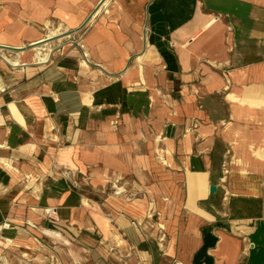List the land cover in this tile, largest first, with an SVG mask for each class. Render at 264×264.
<instances>
[{"label":"crops","instance_id":"0c3cea01","mask_svg":"<svg viewBox=\"0 0 264 264\" xmlns=\"http://www.w3.org/2000/svg\"><path fill=\"white\" fill-rule=\"evenodd\" d=\"M108 1L0 0V239L60 264L58 242L73 264H264V0Z\"/></svg>","mask_w":264,"mask_h":264},{"label":"rangeland","instance_id":"374dc122","mask_svg":"<svg viewBox=\"0 0 264 264\" xmlns=\"http://www.w3.org/2000/svg\"><path fill=\"white\" fill-rule=\"evenodd\" d=\"M41 46L43 47V49H41V52L43 53L42 55L44 56V54H47L48 52V47L44 45L36 44L35 48L41 47ZM47 61H48V58L44 62H47ZM106 193L108 197L110 198L112 205L114 204L122 205L123 199L127 196V193L125 190L123 189L121 190L117 187H112V186L106 189ZM32 236L36 237L37 240H42L43 238H45V235L41 231H38L36 235H32ZM29 238L30 239L26 238L25 240H23L27 246L23 244V247H20V248L13 246V245H9L7 247L0 245V253L5 255L7 259H10V261H13L14 263L17 262V264H24L25 261H29V260L35 263H38V264L53 263L56 257L53 256L52 258H49L47 254H45L44 252H41L40 249H38V246L40 244H38L36 240L32 239V237H29ZM55 246H56L55 250H56L57 256L61 259L62 263L63 264H73L72 260L68 256H66L65 251H64V246L60 244V242H58V244ZM83 264H91V263L87 261H83Z\"/></svg>","mask_w":264,"mask_h":264},{"label":"bare ground","instance_id":"6f19581e","mask_svg":"<svg viewBox=\"0 0 264 264\" xmlns=\"http://www.w3.org/2000/svg\"><path fill=\"white\" fill-rule=\"evenodd\" d=\"M109 1L108 0H105V2L103 3L105 5V7L108 5ZM101 8L98 9L96 11V14H98L100 12ZM108 11V10H106ZM58 34L57 31H53L51 35H56ZM41 49H43V47H37V55H38V58L41 60V61H46L47 60V54H44V56L42 55L43 53L41 52ZM14 64H17V63H14ZM25 231H20V234L18 235L17 239H13V238H9V239H6V240H1L0 239V245H3L4 247H7L9 245H18L19 244H23V239L25 238ZM43 233L46 234L48 237L50 238H54V239H57V240H62V241H68V240H65V238L63 237L62 233H60L59 231L57 230H49V229H43ZM199 234V230L198 229H195L194 232H192V236H196ZM69 242V241H68ZM67 252L69 254V256L73 259V261L75 263H79L81 258L80 256L77 254V252L69 247L67 249ZM53 264H60V262L57 260L56 262H53ZM180 264H184L182 261Z\"/></svg>","mask_w":264,"mask_h":264},{"label":"water","instance_id":"95a60500","mask_svg":"<svg viewBox=\"0 0 264 264\" xmlns=\"http://www.w3.org/2000/svg\"><path fill=\"white\" fill-rule=\"evenodd\" d=\"M103 2V1H102ZM101 5L102 4H100L92 13H90L89 15V19L80 27V29L85 25V24H87L88 22H89V20L94 16V14L96 13V11L98 10V9H100V7H101ZM72 33V32H71ZM62 35V34H61ZM58 36H47L45 39H43V40H41V41H39V42H36V43H34V44H32V45H44V46H46V43L48 42V41H51V40H54L55 38H57ZM4 47H8V46H3V48ZM9 49H17V48H11V47H8ZM26 47H20V48H18V49H25ZM17 49V50H18ZM216 186L215 185H212L211 187H210V191L211 192H214L215 190H216Z\"/></svg>","mask_w":264,"mask_h":264},{"label":"built area","instance_id":"2783aa9c","mask_svg":"<svg viewBox=\"0 0 264 264\" xmlns=\"http://www.w3.org/2000/svg\"><path fill=\"white\" fill-rule=\"evenodd\" d=\"M224 168H225V172H228V168H226V161H225V165H224ZM57 214V210L55 207H51L47 210V216L51 219H56V215ZM175 264H180L179 262H176Z\"/></svg>","mask_w":264,"mask_h":264}]
</instances>
